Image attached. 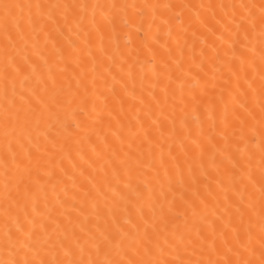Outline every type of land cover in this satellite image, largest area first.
Returning <instances> with one entry per match:
<instances>
[{
	"label": "snow or ice",
	"instance_id": "snow-or-ice-1",
	"mask_svg": "<svg viewBox=\"0 0 264 264\" xmlns=\"http://www.w3.org/2000/svg\"><path fill=\"white\" fill-rule=\"evenodd\" d=\"M0 264H264V0H0Z\"/></svg>",
	"mask_w": 264,
	"mask_h": 264
}]
</instances>
